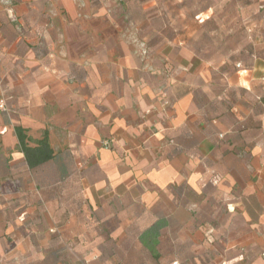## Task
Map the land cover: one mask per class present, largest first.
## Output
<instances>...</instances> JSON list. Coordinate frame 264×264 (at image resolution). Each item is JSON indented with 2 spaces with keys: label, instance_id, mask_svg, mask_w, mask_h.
Listing matches in <instances>:
<instances>
[{
  "label": "crops",
  "instance_id": "crops-1",
  "mask_svg": "<svg viewBox=\"0 0 264 264\" xmlns=\"http://www.w3.org/2000/svg\"><path fill=\"white\" fill-rule=\"evenodd\" d=\"M134 28L0 0V264H264V61L232 83L256 110L212 111L204 60ZM17 128L53 158L31 167Z\"/></svg>",
  "mask_w": 264,
  "mask_h": 264
},
{
  "label": "rangeland",
  "instance_id": "rangeland-1",
  "mask_svg": "<svg viewBox=\"0 0 264 264\" xmlns=\"http://www.w3.org/2000/svg\"><path fill=\"white\" fill-rule=\"evenodd\" d=\"M104 4L111 20L151 37L153 49L186 41L204 60L199 99L212 111L231 103L256 110V97L233 85L239 71L264 61V0H92ZM103 3V4H102ZM207 91L202 92L203 89ZM211 100V102H209ZM212 100L221 106L212 105Z\"/></svg>",
  "mask_w": 264,
  "mask_h": 264
},
{
  "label": "trees",
  "instance_id": "trees-1",
  "mask_svg": "<svg viewBox=\"0 0 264 264\" xmlns=\"http://www.w3.org/2000/svg\"><path fill=\"white\" fill-rule=\"evenodd\" d=\"M17 135L26 159L31 167L42 164L53 158V150L46 136L42 140L37 141V146L31 147L28 143L31 139L22 128H17Z\"/></svg>",
  "mask_w": 264,
  "mask_h": 264
},
{
  "label": "built area",
  "instance_id": "built-area-1",
  "mask_svg": "<svg viewBox=\"0 0 264 264\" xmlns=\"http://www.w3.org/2000/svg\"><path fill=\"white\" fill-rule=\"evenodd\" d=\"M0 109H1L2 111H6V110H7V108H6V105H5V102H4V101H2V102L0 103ZM262 255H263V257H264V253H263Z\"/></svg>",
  "mask_w": 264,
  "mask_h": 264
}]
</instances>
